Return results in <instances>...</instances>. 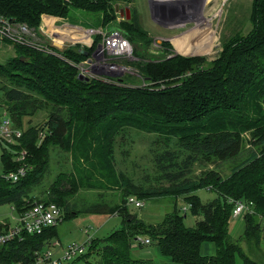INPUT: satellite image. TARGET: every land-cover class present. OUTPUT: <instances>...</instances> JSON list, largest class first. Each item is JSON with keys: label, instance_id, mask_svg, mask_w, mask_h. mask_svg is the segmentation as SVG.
<instances>
[{"label": "trees", "instance_id": "trees-1", "mask_svg": "<svg viewBox=\"0 0 264 264\" xmlns=\"http://www.w3.org/2000/svg\"><path fill=\"white\" fill-rule=\"evenodd\" d=\"M131 1L0 0V16L38 32L43 16L51 17L48 26L55 27L52 19H69L73 8L101 13L106 24L115 18V4ZM137 17L132 14L129 22L121 25L130 41L145 37ZM251 22L250 31L224 43L218 57L211 62L176 57L141 66L139 69L146 76L143 77L151 80L197 70L177 81L176 86L156 91L118 87L94 78L80 79L78 69L69 63L84 60L78 48L58 51L60 58L31 47L13 45L15 56L0 65V117L5 110L13 126L21 130L19 145L11 148L27 151L24 163L28 170L15 183L0 176V205L11 204L17 211H23L34 202L54 203L64 211L62 221L64 217H77L78 213L70 211L64 202L69 192L65 186L73 191L80 188L70 173L61 182L58 180L61 174L58 175L46 199H25L47 167L49 148L67 149L72 137L76 145L73 142L67 149L72 154L78 142L87 143L103 161L109 162L107 157L114 144L111 135L118 128L130 126L162 137L166 143L175 139L176 149L184 150L186 155L179 161L180 152L163 149L154 156L167 187L147 192L127 189L126 193L132 194L123 196L121 205L83 209L87 214L93 210H98L100 215L112 213L121 218V227L103 239H92L85 253L66 264H157L136 258L131 246L133 241L139 248L156 246L163 256L179 264H239V261L258 264L229 235L235 204L243 202L249 208L242 213L245 224L242 239L249 245L264 241V0L253 1ZM3 82L7 84L2 85ZM43 107H48L49 112L42 124L23 128L20 118L33 115ZM94 129L98 130L94 136L87 135ZM245 134L250 136V148L228 175L208 169L197 178L190 177L191 167L198 158L205 163L240 158ZM1 149L3 171L14 170L19 163L14 161L13 153L4 147ZM203 189L214 192L216 197L202 204L194 193ZM129 196L137 200L169 196L174 205L157 224L146 223L125 209ZM179 198L189 201L193 215L201 213L203 217L192 228L185 227L184 216L176 210L175 202ZM56 237L54 227L40 235H23L20 241L4 244L0 247V264H31L34 253ZM145 239L149 241L147 244L143 242ZM100 242L99 260L87 261ZM204 243L214 246L213 255L201 253Z\"/></svg>", "mask_w": 264, "mask_h": 264}, {"label": "rangeland", "instance_id": "rangeland-1", "mask_svg": "<svg viewBox=\"0 0 264 264\" xmlns=\"http://www.w3.org/2000/svg\"><path fill=\"white\" fill-rule=\"evenodd\" d=\"M253 1L167 0L162 3L158 0H132L130 3L120 2L118 3L120 7H127L131 12V16L132 14H135L136 17L138 15L137 19L145 37L136 38L134 41L128 39L129 37L121 26L123 23L129 22L130 19L125 20L115 12L114 20L103 24L101 13H90L73 8L69 12V19L54 21V28L47 26L48 29L42 28L41 31L38 29L37 37L41 43L48 46L53 42L55 43V45L49 46L56 53L55 56H58V51H63V49L78 48L79 52L83 53L84 60L76 64L73 63V66L78 69L82 78L84 77L83 74H87L84 77L87 78L88 76L92 77L95 74L104 73L105 76L113 77L110 78L114 81L111 83L118 87L139 88L150 91L163 90L176 86L177 81L193 75L197 70L190 69L176 76L151 80L145 78V74H142L139 68L152 62L160 63L176 57L201 58L205 59L206 62L215 60L224 43L234 38V36H244L250 31ZM112 31H118L120 36L129 43L130 48L128 55L105 60L111 64L113 63L117 68L113 75H108L106 69L88 68L85 61L92 60L91 54L95 50L96 53L101 54L99 45ZM191 37L194 38L193 42L189 40ZM52 47H55V49ZM195 49H198V51ZM14 56L13 45L8 41L0 40V65H4ZM203 67L204 65H201V68ZM5 84L7 83H2V85ZM48 112V107H43L35 111L33 115L22 116L20 118L21 125L23 128L30 125L38 126L45 120ZM7 116L10 118L8 114ZM129 127L118 128L111 135V138H114V144L111 154L107 157L109 162L103 161L97 150L92 151L91 144L88 147L87 143L78 142L77 150L72 154L70 150H67L73 146L72 137L69 140L71 145L67 149H61L57 146L49 148L47 167L38 184L31 187L25 199L37 201L49 197L51 195V185L60 174L61 176L58 177L60 182L65 179L64 175L70 173L69 175L75 178L80 187L74 191L71 188L64 187L69 190L64 202L68 205V209L77 212L78 216H72L68 219L64 217V221L56 226L57 237L53 238L52 242L57 239L63 248L68 244H82L88 239H103L111 231L121 227V218L114 216L112 213L100 215L97 213L98 210H93V213L87 214L86 212L83 213V209H97L104 205L112 208L122 202L121 198L123 196L125 198L128 194H132L126 193L127 189L147 192L161 190L168 186L155 164L154 156L163 149H173L180 152L179 161H181L186 152L176 149L175 139H171L170 142L166 143L162 137L157 138L154 134H148ZM97 131V129H94L93 132L87 135L92 134L94 136ZM249 138L248 134L243 136L245 147L240 158L236 161L221 162L218 160L205 163L199 162L201 158H198L191 167L190 177L197 178L208 169H216L223 176L228 175L234 164L244 158L246 150L250 148ZM74 144L76 145V142ZM1 150L0 147V154ZM1 172L2 165L0 161ZM194 194L199 197L202 204L216 197V194L208 189L198 190ZM138 200L141 201L142 206L128 205L125 209L134 213L144 222L152 224L160 222L165 214L172 210L174 205L173 198L169 196H158L155 200L140 198ZM12 207L11 204L0 205V221L15 215ZM175 207L178 213L184 216L183 223L187 228L194 227L196 222L203 218L201 213L193 215L189 201L184 202L182 198L177 199ZM80 211L82 212L80 213ZM244 227L242 214L237 217L232 215L229 225L231 240L237 241L245 254L251 259L258 264H264V241L260 240L257 244L252 242L249 245L247 241L242 239ZM99 241L102 242V240ZM101 242L92 249L88 260L86 259L87 261L97 262L99 260ZM131 246L134 255L138 259L149 260L157 264H179L163 256L156 246L139 248L138 243L135 241L131 243ZM85 248L87 249V247ZM214 250L211 243H204L201 253L212 255L215 252ZM55 255L61 256V250L58 249Z\"/></svg>", "mask_w": 264, "mask_h": 264}, {"label": "built area", "instance_id": "built-area-1", "mask_svg": "<svg viewBox=\"0 0 264 264\" xmlns=\"http://www.w3.org/2000/svg\"><path fill=\"white\" fill-rule=\"evenodd\" d=\"M52 28H54L52 26ZM0 40L10 42L12 45L18 44L27 47L43 51L48 54H54L49 46L41 43L37 37V31L29 28L23 23H15L9 21L7 18L0 16ZM101 47V54L96 53V50L92 52L91 59L85 61L88 68L92 69H106V74L113 75L117 71V68L113 63H109L105 60L110 58L128 55L129 43L123 39L118 31H112L99 45ZM67 61V60H66ZM69 62V61H67ZM73 65L72 62H69ZM78 67V66H77ZM78 75H81L78 72ZM87 74H83L86 77ZM83 77V78H84ZM88 78H94L105 83H111L113 78L111 76H105L104 73H99ZM6 113V114H5ZM21 130L13 126L12 121L7 116V112L4 110L0 117V147H4L13 153L14 161L18 162V166L14 170L3 171L0 176L11 183H15L26 175L28 166L24 163L27 156V151L24 148L19 150L12 149V146H18L21 138ZM126 205H133L134 207L142 206L141 201L135 199L133 196L126 198ZM249 206L243 202H236L233 210V216L238 215L247 211ZM17 208L12 207L15 215L11 218L1 220L0 225L3 229L0 231V247L14 240H21L23 235H40L47 228H54L62 222L63 213L60 207L54 203H41L34 202L30 207L23 211H17ZM91 240L88 239L82 244H68L65 247L56 239L52 242L49 240L43 247L34 253V261L31 264H66L77 257L85 253L86 246ZM145 244L149 241L148 239L143 240ZM45 246V247H44ZM60 249L62 252L61 256H56V251ZM20 264V263H17Z\"/></svg>", "mask_w": 264, "mask_h": 264}, {"label": "water", "instance_id": "water-1", "mask_svg": "<svg viewBox=\"0 0 264 264\" xmlns=\"http://www.w3.org/2000/svg\"><path fill=\"white\" fill-rule=\"evenodd\" d=\"M160 2H166L167 0H158ZM114 11L119 14L121 18H124L125 20H129L131 17L129 9L126 8H120L118 4H115ZM80 79H82V76H79Z\"/></svg>", "mask_w": 264, "mask_h": 264}, {"label": "crops", "instance_id": "crops-1", "mask_svg": "<svg viewBox=\"0 0 264 264\" xmlns=\"http://www.w3.org/2000/svg\"><path fill=\"white\" fill-rule=\"evenodd\" d=\"M51 19V17H48V16H43L42 17V22H41V25H40V27H39V31H41V29L42 28H47V26H48V22H49V20ZM55 19V18H54ZM54 19H52L53 21H52V23H55L54 21H57V20H54ZM49 26H51V25H49ZM48 29V28H47ZM38 31V32H39ZM213 255V254H212ZM207 256H211V255H207Z\"/></svg>", "mask_w": 264, "mask_h": 264}, {"label": "bare ground", "instance_id": "bare-ground-1", "mask_svg": "<svg viewBox=\"0 0 264 264\" xmlns=\"http://www.w3.org/2000/svg\"><path fill=\"white\" fill-rule=\"evenodd\" d=\"M99 51V50H98Z\"/></svg>", "mask_w": 264, "mask_h": 264}]
</instances>
